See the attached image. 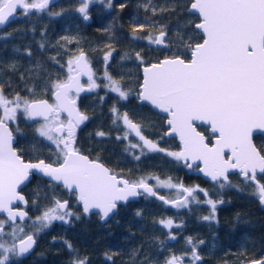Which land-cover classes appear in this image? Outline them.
<instances>
[{
    "label": "trees",
    "instance_id": "obj_1",
    "mask_svg": "<svg viewBox=\"0 0 264 264\" xmlns=\"http://www.w3.org/2000/svg\"><path fill=\"white\" fill-rule=\"evenodd\" d=\"M191 1L112 0V6L107 8V0L89 8L91 21L75 24L70 22L68 13L81 0H58L42 12L22 13L0 29V89L6 98L51 99V85L67 78L68 61L85 50L94 74L100 76V84L77 98L88 120L76 132V147L131 181L156 175L188 188L200 184L208 190V196L196 187L199 199L217 201L214 213L207 205L178 211L177 207L145 194L119 205L104 222L98 213L85 214L72 196L70 208L74 215L67 223L56 221L37 234L34 250L25 257L14 258V264H73L76 260H86V264H166L172 256L192 254L194 244L188 243L189 238L192 242L204 240L202 248L195 247L201 256L200 260H193L195 264H242L264 257V204L254 194L252 184L233 174L229 179L231 186L216 190V182L189 172L180 160L161 152L141 154L139 148H129L130 143L123 138L126 126L112 112L115 107L121 117L127 113L160 148L172 152L179 149L176 138L165 135V116L146 103H139L138 92L142 64L165 56L189 59L190 51L185 45L193 46L203 39L195 28L199 16L187 11ZM161 31L167 34L165 45L150 43L149 37L155 38ZM105 72L119 82L127 99L119 98L106 87ZM10 125L17 136L15 147L24 159H56V152L45 146L47 142L41 143L37 138V121L21 116ZM198 128L210 141L213 135L208 127ZM101 132L103 136L98 135ZM256 143L264 153V135H257ZM259 181L264 184L261 175ZM22 191L30 217L38 216L52 207L56 198L68 194L60 184L36 175ZM205 213L210 219L201 217ZM162 220H172L173 226L165 227Z\"/></svg>",
    "mask_w": 264,
    "mask_h": 264
},
{
    "label": "snow or ice",
    "instance_id": "obj_2",
    "mask_svg": "<svg viewBox=\"0 0 264 264\" xmlns=\"http://www.w3.org/2000/svg\"><path fill=\"white\" fill-rule=\"evenodd\" d=\"M91 2L81 0L78 8L85 20L89 19ZM51 3L52 0H0V26L12 22L17 10L28 15L32 11L48 9ZM111 6L112 0H108V7ZM190 10L199 15L200 23L195 28L203 33V42L194 47L185 45L191 54L188 61L177 56L145 67L139 93V99L168 114L167 124L171 133L179 135L181 151L160 148L141 134L140 127L129 120L127 113L121 117L115 107L112 112L142 141L130 144L129 148H139L141 154L147 149L165 153L176 160L201 161L204 167L200 171L220 188L231 186L229 170H238L244 181L252 184L254 194L264 204V184L257 179L258 174L264 179V153L257 150L251 139L253 130L264 131V0H193ZM166 35L161 32L155 38L149 37V42L161 45ZM110 55H105V61ZM137 58L140 59L139 53ZM85 75L87 88L80 82V77ZM105 79L111 92L127 99V93L119 82L107 72ZM97 87L99 85L93 78L87 57L81 52L68 61L67 78L51 85L54 103L46 99L29 102L19 96L8 99L0 89V213H6V218L0 220V264H14V258L33 249L39 232L56 220L67 223L66 217L74 215L67 210V201L54 200L53 206L43 210L33 222L34 232H26L24 224L17 223L18 220L30 219L24 208L17 209L13 205L19 201L27 206L28 201L17 189L29 181L33 172L62 183L67 190L77 194L85 213L95 209L102 218L108 217L118 202H127L130 197L142 194L157 197V191L146 180L129 182L120 179L103 164L89 160L75 146L76 131L88 120L79 111L75 97ZM18 114L39 123L35 130L37 138L41 143L47 142L45 146L56 152L55 160L25 162L17 154L8 122L15 121ZM194 121L210 125L212 133L216 134L214 144L210 146L206 142L204 135L196 130ZM98 135L103 136L104 133ZM123 138L128 139V136ZM226 150L230 153L227 159ZM135 158L140 159L139 156ZM187 167L191 168L192 164H187ZM157 187L176 188L183 195L182 200L173 201L157 197L174 207H184L189 198H196L194 192L197 189L178 187L171 182H159ZM199 191L208 196L205 190ZM205 202L214 213L217 201L209 198ZM204 219L210 217L205 216ZM160 223L168 228L173 226L172 220ZM6 224L11 225L10 232H5ZM188 243H192L191 238ZM68 247L71 250L70 244ZM192 258L194 261L199 259L195 246ZM73 264H86V260H76ZM166 264H183V257L172 256ZM253 264H264V260Z\"/></svg>",
    "mask_w": 264,
    "mask_h": 264
},
{
    "label": "water",
    "instance_id": "obj_3",
    "mask_svg": "<svg viewBox=\"0 0 264 264\" xmlns=\"http://www.w3.org/2000/svg\"><path fill=\"white\" fill-rule=\"evenodd\" d=\"M57 1H58V0H52V3H51L50 5L56 3ZM192 2H193V0L191 1V3H192ZM191 3H190V5H189L187 11H188V12H191V13H194V12H192V11L190 10V9H191ZM19 11H20V10H17V12H16V13L14 14V16L11 18L12 21H13L14 19L18 18V16L20 15ZM196 14L198 15V13H196ZM88 16H89V19H88V20H85V21H89V20L91 19V15H90L89 13H88ZM198 16H199V15H198ZM10 23H11V22H10ZM197 23H200V18H199V21L195 23V25H196ZM8 24H9V23H6V25H4V26H0V29L3 28V27H5V26H7ZM161 32H164V31H161ZM161 32H159V33L156 35V37L159 36ZM164 33H165V32H164ZM201 33H202V32H201ZM202 35H203V33H202ZM203 38H204V37H203ZM202 42H203V39H202L201 41L197 42V43H202ZM197 43H195V44H197ZM195 44L193 45V47L195 46ZM164 45H165V40H164V42L161 44V46H164ZM81 52H83V53L86 55L87 60H88V62H89V65H90V67H91L92 73L94 74V71H93V68H92L91 62L89 61V58H88V54H87V52H86L85 50H82V51H80L79 53H77L76 56H78ZM76 56H75V57H76ZM175 57H177V56H165V57H162V58H161L160 60H158V61H153V62H150V63H144V64H142V66H141L142 81H141V84L139 85L138 102H139V103H146V104L149 105L154 111H156V112L160 113L161 115H164V116H165V125L167 126V128H166V130H165V135H166L167 137H175V138H176V140H177L178 143H179V149H178V152H179V151H181V149H182V143H181V141H180V138H179V135H178V134L171 133V129H170L169 125L167 124V120L169 119L168 114L162 112L160 109H158V108H156L155 106L151 105L149 102H147V101H142L141 99H139V93H140L141 90H142V89H141V85L143 84L144 68L147 67V66H150V65H152V64L159 63L160 61H162V60H164V59H172V58H175ZM179 57H180L181 59H185V61H188V60L191 59V54H190L189 59H186V58L181 57V56H179ZM86 80H88V78H87L86 75L80 77V82H81V84H82L85 88H87V86H88V84L86 83ZM87 92H88V91H83V92H80V93H87ZM80 93H79V94H80ZM75 98H76V97H75ZM41 99H46V100L49 101V103H53V101H54L53 94H52V99H49V98H37V99L29 100V102L34 101V100H41ZM76 102H77V98H76ZM77 107H78V109H79V111H80L81 113L85 114V112L82 111V110L80 109L78 103H77ZM8 124H9V128H10V130L13 132V147H14V149H16L17 154L20 155L19 150L15 147V142H16V140H17V136H16V134L14 133V130L12 129V127H11V125H10L9 122H8ZM194 125H195V127H196V130H197L199 133H201L202 135H204L206 142H208L210 146H211L212 144L215 143V140H216V134H213V133H212V131H211V127H210L209 124H207V123H205V122H202V121H194ZM200 125H204V126H207V127H208V131L213 135L212 138H211V141H208V137H207V135L204 133V131H202V130H200V129L198 128V126H200ZM257 133L264 134V131L259 130V129H255V130H253V134H252V137H251V139H252V143L255 145V147L257 148V150L260 151V149L258 148V146H257V145L255 144V142H254V135L257 134ZM79 151H80V150H79ZM80 152H81V154L86 155V156L89 158V160L97 161V162L103 164L104 167H106L107 169H109L110 172L113 173L114 175H116L118 178H120V179H124V180H128L129 182H133V181H131L129 178H127V177H125V176H123V175H119V174H117L116 172H113L112 169H111L108 165H106L104 162H102L101 160H98V159H96V158H92L89 154H87V153H85V152H82V151H80ZM260 152H261V151H260ZM261 153H262V152H261ZM229 155H230V153H228L227 150H226L225 158L227 159ZM20 156H21V155H20ZM21 158H22L25 162H33V163H35V162H37V161L39 160V159H37V160H25L22 156H21ZM44 160H45V159H44ZM45 161H46V160H45ZM180 161H181L182 163H184V164H192V167H191V168L188 167V171H189V172H192L193 174L199 175V176H201L202 178H204V179H206V180H208V181H210V182H212V183L214 182V181L211 180L210 177L205 176L204 173L200 171V169H202V168L204 167V165H203V163H202L201 161H196L195 163H193L191 160H189V161L180 160ZM46 162H48V161H46ZM235 172H238V173H239L238 170H229V173H228V179H229V174H231V173H235ZM34 175H36V176H41V177H44V178L50 180L49 177H45V176H43V174H38V173H35V172L31 173V175H30V177H29V181L25 182L24 185H21V186L17 189L18 191H20L21 195H23V196L25 197L26 200H27V197H26L25 193L22 191V188H23L24 186H26V184H28V183L30 182V180L32 179V177H33ZM56 183H58V182H56ZM147 183H148L150 186H152V187L157 191V197H158V196H163L166 200H169V201H173V200H177V199L182 200V199L184 198L183 195H182V196H180V197H176V198L170 199V198L166 197L163 193L159 192V191L154 187V185H153L151 182H147ZM58 184L62 185V183H58ZM62 186H63V185H62ZM180 186H183L184 188H188V187H186L183 183H180ZM63 187H64V186H63ZM64 188H65V187H64ZM68 191H69V190H68ZM140 191L142 192L143 190L141 189ZM75 194H76V193H75ZM142 195H144V194H142ZM142 195H139V196H137V197H130V198L128 199V201L138 200ZM152 197H153V196H152ZM157 197H154V198H157ZM157 199H158V198H157ZM76 200H77V202L80 204V206H81V208H82V210H83V206H82V204H81V203L78 201V199H77V194H76ZM159 200H160V199H159ZM27 201H28V200H27ZM59 201H67V203H69L67 199L59 200ZM128 201H127V202H128ZM127 202H125V201H120V202H118V203H117V208H118L119 205H121V204L124 205V204H126ZM166 205H168V206H170V207H174V206L172 205V203H168V204H166ZM13 207H14V208H17V209H19V208H24V209L28 212V217H29V211H28V209H27V206H25L22 202H19V201L15 202V204L13 205ZM117 208L114 209L113 212L110 213L109 216H108V217H105V218H102V216H101V214L98 212V210H95V209L91 210L89 213H85L84 211H83V212H84L85 214L99 213V214H100V218H101V220L104 221V222H106V221H108V220L113 216V214L116 212ZM0 216H4V217L6 218V213H0ZM26 220H27V219H26ZM26 220H25V221H26ZM18 221H19V220H18ZM18 221H17V222H18ZM35 239H36V237H35ZM36 243H37V240H36ZM36 243H35L33 249L30 250L29 253H27V254H25L24 256H21V257H25V256H27L28 254H30V253L34 250V248H35V246H36ZM195 250H196V253H197V249H196V248H195ZM200 259H201V256H199V259H198V260H200ZM260 260H264V257H262V258H256V259H251V260H248V261H246V262H244V263H242V264H253L254 261H260ZM183 264H184V263H183Z\"/></svg>",
    "mask_w": 264,
    "mask_h": 264
},
{
    "label": "rangeland",
    "instance_id": "obj_4",
    "mask_svg": "<svg viewBox=\"0 0 264 264\" xmlns=\"http://www.w3.org/2000/svg\"><path fill=\"white\" fill-rule=\"evenodd\" d=\"M80 6H81V3H80L78 6H76V8H75L74 10H72L71 12L68 13V17H69V19H70V22H74L75 24H78L81 20H83V16H82V14L78 11V8H79ZM106 7L108 8V6H106ZM93 78L96 80L97 84L99 85V84H100V76H99V75H95V74H93ZM86 83L88 84V80H86ZM106 84H108V82H107ZM97 88H98V87H97ZM78 97H79V96H78ZM78 97H77V98H78ZM15 98H16V97H15ZM20 98H21V97H20ZM13 99H14V98H13ZM22 99H23V98H22ZM23 100H24V99H23ZM27 101H29V100H27ZM21 116H24V115H23V114H18L17 119H18L19 117H21ZM127 116H128V115H127ZM128 118H129V116H128ZM17 119H16V120H17ZM16 120H15V121H9V123H10V122L15 123ZM129 120H131V119L129 118ZM131 121H132V120H131ZM132 123H134V122H132ZM134 124H135V123H134ZM136 125H137V124H136ZM38 127H39V123L37 122V128H38ZM140 131H141V134H142L144 137H146L148 140H151L152 142L156 143L154 140L150 139L147 135H145L144 132H143V130L140 129ZM124 132L126 133L125 136H126V135L128 136V139H127V142H128V143H130V144L142 143V141L139 140V137H137V136L135 135L134 132H130L127 128H126V130H125ZM136 138H137V139H136ZM144 152H148V150L145 149ZM149 152H150V151H149ZM175 152H178V150L175 151ZM141 179L146 180V182H151V183L154 185V187H155L156 189H158V190L169 191V192H170L169 194H168V193H163V194H165V196L168 197V198H170V199H173V198H176V197H179V196L182 195V194L178 193V191H177L176 188L157 187V185H158L159 182H171L172 184H175V185H177V186L179 187V183L176 182V181H174V180H172V179H170V178H159L158 176L153 175L152 178H148L147 176H146V177H140V178L134 179L133 182H137V181H139V180H141ZM151 180H152V181H151ZM222 182H223V181H222ZM189 187L192 188V189H196V187H197L198 189H203V190H205V191L208 193V190H207L206 188L202 187L200 184H195V185H192V186H189ZM215 189L217 190V189H221V188L216 184V185H215ZM198 191H199V190H198ZM200 192H201V191H200ZM194 196L196 197L195 199H191V198H189V203H188L186 206H184V207H177V210H178V211L183 210V209H184V210H189L191 206L198 207L199 205H207V206L209 207V209H210L211 206L208 205V204L205 202L206 200H200V199H199L198 192H197V193L195 192V193H194ZM211 199H212L213 201H215L214 198H211ZM44 210H45V209H44ZM67 210L72 212V209H71V208H68ZM42 211H43V210H42ZM42 211H41V212H42ZM72 213H73V212H72ZM40 215H41V213H40L38 216H40ZM38 216L30 217V215H29L30 219H27L26 221H23V222L18 221L17 223H22V224H24L26 232H34V231H35V228H33L32 225H33V222L36 221V218H37ZM205 216H208V215L205 213V214H203L201 217L204 218ZM66 219L68 220L69 217H66ZM0 220H2V219H0ZM56 221H60V220H56ZM56 221H53L52 223H54V222H56ZM52 223H51V224H52ZM4 230H5V232H10V231H11V225H10V224H6ZM39 233H40V232H39ZM39 233H38V234H39ZM5 239H8V237H5ZM36 240H37V236H36ZM192 243L194 244V246H195L196 248H202V245L204 244V240H202V239H197V240H194ZM210 247H211V246H210ZM211 248H212V247H211ZM182 257H183V263H184V264H195V262L193 261V258H192V254H189V255H187V256L182 255Z\"/></svg>",
    "mask_w": 264,
    "mask_h": 264
},
{
    "label": "flooded vegetation",
    "instance_id": "obj_5",
    "mask_svg": "<svg viewBox=\"0 0 264 264\" xmlns=\"http://www.w3.org/2000/svg\"><path fill=\"white\" fill-rule=\"evenodd\" d=\"M107 0H92V2L91 3H89V6H88V13H89V8L91 7V6H94L95 4H101V3H103V2H106ZM19 13H20V15L23 13L21 10L19 11ZM90 14V13H89ZM91 15V14H90ZM83 20L85 21V19L83 18ZM89 21H91V19L89 20ZM87 22V21H86ZM80 94H82V93H80ZM79 94V95H80ZM78 95V96H79ZM78 96H76V98L78 97ZM54 103V102H53ZM81 127V126H80ZM78 130V129H77ZM77 132V131H76ZM257 135H264V134H261V133H257V134H255L254 135V142H255V144L257 145V143H256V136ZM76 146V145H75ZM258 146V145H257ZM258 148H259V146H258ZM260 149V148H259ZM81 151V150H80ZM41 159H43V158H41ZM25 160H27V159H25ZM47 161V160H46ZM48 162H51V161H48ZM187 165V164H186ZM233 174H238L241 178H243L238 172H235V173H231V174H229V179H230V176L231 175H233ZM259 175L260 174H258L257 175V179L259 180ZM228 179V180H229ZM244 179V178H243ZM54 182V181H53ZM260 182V181H259ZM56 183V182H55ZM213 183H215V182H213ZM62 186V185H61ZM66 189V188H65ZM67 190V189H66ZM67 192H68V194H66V196L67 197H63V198H61V199H58V198H56V200H64V199H67L68 200V208H70V198L72 197V196H74L75 197V199H76V194H75V192H70V191H68L67 190ZM145 195V194H144ZM143 196V195H142ZM122 205V204H121ZM27 207H28V204H27ZM118 209V208H117ZM29 211V210H28ZM99 214V213H98ZM29 215H30V212H29ZM100 215V214H99ZM1 217V216H0Z\"/></svg>",
    "mask_w": 264,
    "mask_h": 264
},
{
    "label": "bare ground",
    "instance_id": "obj_6",
    "mask_svg": "<svg viewBox=\"0 0 264 264\" xmlns=\"http://www.w3.org/2000/svg\"><path fill=\"white\" fill-rule=\"evenodd\" d=\"M50 99V98H49ZM51 99H52V97H51ZM54 102V101H53ZM80 107V106H79ZM81 109V108H80ZM82 110V109H81ZM83 111V110H82ZM85 115H86V113H85ZM164 116V115H163ZM203 131V130H202ZM209 132V131H208ZM205 133V132H204ZM210 133V132H209ZM206 134V133H205ZM207 135V134H206ZM208 137V136H207ZM209 141V140H208ZM211 141V140H210ZM114 172V171H113ZM120 175V174H119ZM180 186V185H179ZM182 196V195H181ZM142 197V196H141ZM180 197V196H179Z\"/></svg>",
    "mask_w": 264,
    "mask_h": 264
}]
</instances>
